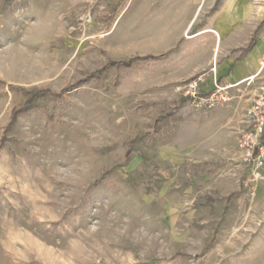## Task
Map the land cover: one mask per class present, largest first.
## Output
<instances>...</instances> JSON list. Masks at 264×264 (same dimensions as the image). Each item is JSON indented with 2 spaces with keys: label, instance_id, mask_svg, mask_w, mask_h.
I'll use <instances>...</instances> for the list:
<instances>
[{
  "label": "rangeland",
  "instance_id": "obj_1",
  "mask_svg": "<svg viewBox=\"0 0 264 264\" xmlns=\"http://www.w3.org/2000/svg\"><path fill=\"white\" fill-rule=\"evenodd\" d=\"M134 6L0 0V264H264L250 100L193 105L205 19L178 33Z\"/></svg>",
  "mask_w": 264,
  "mask_h": 264
},
{
  "label": "crops",
  "instance_id": "obj_2",
  "mask_svg": "<svg viewBox=\"0 0 264 264\" xmlns=\"http://www.w3.org/2000/svg\"><path fill=\"white\" fill-rule=\"evenodd\" d=\"M120 1L126 4V7L134 4V9L140 12L153 11V18L168 19L169 25L178 29V33L184 32L189 27L194 30L198 29L195 20L205 19L203 27L200 28L201 31L194 36L197 39H202L203 43L207 44L203 48V60L200 63L193 64L188 75L194 77L204 73V81L201 84L203 92H210L214 81H217L220 85L226 87L227 101L237 94L236 96H240L242 100H250L248 105H245L246 109L249 108L258 80L250 83L248 80L257 73L264 56V11L261 6L257 5L258 2H264V0ZM153 4H160V8L152 9ZM199 4H202V6L200 7ZM253 4L256 5L253 6ZM260 14H262V18ZM245 20L247 21L246 24L251 26V29L243 31ZM262 22L263 26L259 30L255 43L248 51L242 54L243 49L249 44L254 31ZM210 32L217 35V40L209 35ZM235 101H231L230 113L234 109ZM234 114L235 119H237L238 114ZM197 118L202 121V139L211 138L210 126L204 120L206 118L205 114L198 113ZM218 119L222 120L225 118ZM244 120L245 117L242 121L243 123ZM243 123L241 127H243ZM234 124L233 122L231 125L233 126Z\"/></svg>",
  "mask_w": 264,
  "mask_h": 264
},
{
  "label": "built area",
  "instance_id": "obj_3",
  "mask_svg": "<svg viewBox=\"0 0 264 264\" xmlns=\"http://www.w3.org/2000/svg\"><path fill=\"white\" fill-rule=\"evenodd\" d=\"M204 75L201 73L186 80L178 90L200 109H210L226 102V87L217 81H214L210 92L202 91ZM254 80H258V85L246 111L244 126L238 132L237 141L241 160L248 168V180L251 183L263 178L264 169V56L259 70L248 81L250 83Z\"/></svg>",
  "mask_w": 264,
  "mask_h": 264
},
{
  "label": "trees",
  "instance_id": "obj_4",
  "mask_svg": "<svg viewBox=\"0 0 264 264\" xmlns=\"http://www.w3.org/2000/svg\"><path fill=\"white\" fill-rule=\"evenodd\" d=\"M262 26H263V22L257 27V29L254 31V33H253V35H252V37H251V40H250V42H249V44L247 45V47L245 48V49H243V51H242V54H244L246 51H248L252 46H253V44L255 43V41H256V37H257V35H258V33H259V30L262 28ZM28 103V102H27Z\"/></svg>",
  "mask_w": 264,
  "mask_h": 264
}]
</instances>
